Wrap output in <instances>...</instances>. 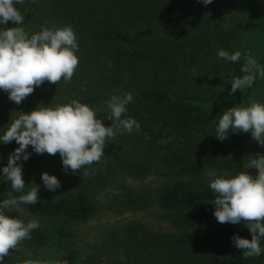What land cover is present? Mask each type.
I'll return each mask as SVG.
<instances>
[{"label":"trees","instance_id":"obj_1","mask_svg":"<svg viewBox=\"0 0 264 264\" xmlns=\"http://www.w3.org/2000/svg\"><path fill=\"white\" fill-rule=\"evenodd\" d=\"M16 7L25 16L21 27L30 34L42 26L71 25L79 63L71 82L45 81L20 104L0 90V133L19 112L71 99L89 105L110 126L106 104L125 92L133 101L122 118L131 117L141 127L117 134L107 141L99 163L75 173L65 174L58 153L36 154L28 147L30 158L19 162L24 192L38 185L39 200L21 205L22 213H6L24 223L38 220L40 227L9 250L5 264H264V255L245 259L234 246V235L250 240L251 233L243 221L217 222L208 186L212 173L257 174L247 164L251 156L264 154V147L250 134L230 133L223 141L215 136L221 113L249 105L255 89L230 95L211 85L207 74L193 71L212 63V24L222 21L220 12L236 7L258 25L264 0H213L209 5L198 0H25ZM15 26L9 21L0 28ZM259 60L264 66V55ZM18 146L15 141L0 144V168ZM44 172L60 180L55 192L43 186ZM110 188L115 193L109 208L149 212L158 226L135 221L106 230L95 247L81 252L77 229L98 214V197ZM10 192L22 194L13 192L10 182H0V200Z\"/></svg>","mask_w":264,"mask_h":264},{"label":"clouds","instance_id":"obj_2","mask_svg":"<svg viewBox=\"0 0 264 264\" xmlns=\"http://www.w3.org/2000/svg\"><path fill=\"white\" fill-rule=\"evenodd\" d=\"M24 2L0 0V25H7L9 21L16 25L0 28V90L16 104L45 81L52 84L61 80L71 82L79 63L76 55L79 45L71 25L42 26L40 31L30 34L21 27L25 16L16 7ZM198 2L209 5L213 0ZM217 56L223 61L238 63L242 53L219 49ZM241 72L244 73L242 76L234 77L230 82V95L251 88L257 76L264 78V66L250 53L245 54ZM132 101L133 95L129 92L110 97L106 104L110 110L106 117L112 121L110 126H105L89 105L71 99L54 107L38 106L29 113L19 112V116L0 133V144L15 141L19 145L9 154L6 166L0 168V182H10L13 192L22 193L13 197L10 192L9 198L0 200V264H5L10 249L16 250L23 240L30 238L33 230L40 227L38 220L24 223L6 213V210L21 205H35L39 200L38 185L24 192L23 164L19 162L30 158L28 147L31 146L36 154L58 153L65 174L99 163L105 156L107 141L114 140L117 134L139 131L138 121L131 117L122 118ZM230 133H248L264 147V103L254 101L247 106H234L223 111L215 127V136L223 141ZM249 168L256 169L257 174L249 175L247 171L234 176L212 173L208 185L215 196L211 203L215 205L213 215L217 222L236 225L243 221L251 233L250 240L239 235L232 238L234 246L243 250L245 259L264 255L261 246L264 240V154L257 153L255 158L251 156L247 164ZM41 181L49 191L55 192L61 186L60 180L47 172L41 173Z\"/></svg>","mask_w":264,"mask_h":264},{"label":"rangeland","instance_id":"obj_3","mask_svg":"<svg viewBox=\"0 0 264 264\" xmlns=\"http://www.w3.org/2000/svg\"><path fill=\"white\" fill-rule=\"evenodd\" d=\"M220 13H222V21L212 24V35L210 39L214 46V50L216 51L213 52L211 58L212 63L206 66V70L199 67L198 69L193 68V71L198 70L199 75L207 74L206 77L209 79L212 77L211 79H213V82L211 85H216L222 90H230L231 80L234 77L242 76L244 74L241 72V67L245 63V54L250 53L257 61L262 55H264V44H261L264 41V17L260 19L257 25V23L254 24L246 19L244 14H242V12L236 7H229L227 11ZM220 24L224 29V33H221V29L219 28ZM219 49H225L230 53L239 50L242 53L241 60L237 65L223 61L217 56V51ZM258 63H260V60ZM217 77L220 78L221 82L216 83L214 78ZM261 79L262 78L258 76L256 82L252 86V89L254 88L255 92L252 93L251 102H254L255 99L258 98L255 102L264 103V82L262 84L260 82ZM257 83L261 85L255 87ZM125 183L135 186L139 185L137 181L130 179L125 180ZM114 193V188L107 189L101 193L98 197L101 205L100 211L77 229L76 241L79 243L81 252H86L88 249L95 247V245L99 243L101 234L106 230L123 227L135 221L144 223L150 221L155 227L158 226V222L156 223L157 220L155 217L151 216V213L149 212L123 210L118 212L109 208L108 205L112 202ZM11 210L21 213L24 211L21 206ZM159 225L160 227L165 226L163 222Z\"/></svg>","mask_w":264,"mask_h":264}]
</instances>
